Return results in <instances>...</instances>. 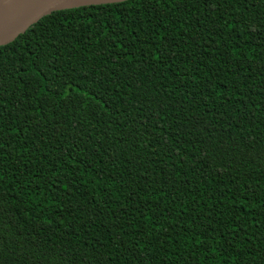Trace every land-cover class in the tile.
Here are the masks:
<instances>
[{
  "label": "trees",
  "instance_id": "trees-1",
  "mask_svg": "<svg viewBox=\"0 0 264 264\" xmlns=\"http://www.w3.org/2000/svg\"><path fill=\"white\" fill-rule=\"evenodd\" d=\"M0 264H264V0L63 9L1 45Z\"/></svg>",
  "mask_w": 264,
  "mask_h": 264
},
{
  "label": "water",
  "instance_id": "water-1",
  "mask_svg": "<svg viewBox=\"0 0 264 264\" xmlns=\"http://www.w3.org/2000/svg\"><path fill=\"white\" fill-rule=\"evenodd\" d=\"M125 0H0V46L54 11Z\"/></svg>",
  "mask_w": 264,
  "mask_h": 264
}]
</instances>
